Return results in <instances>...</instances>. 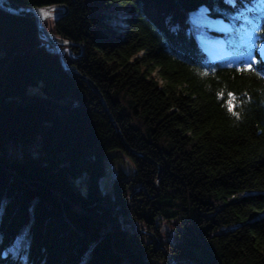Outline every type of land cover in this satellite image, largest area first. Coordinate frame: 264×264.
<instances>
[{"label":"trees","instance_id":"16d2710c","mask_svg":"<svg viewBox=\"0 0 264 264\" xmlns=\"http://www.w3.org/2000/svg\"><path fill=\"white\" fill-rule=\"evenodd\" d=\"M12 1L86 78L0 7V264H264V0Z\"/></svg>","mask_w":264,"mask_h":264},{"label":"rangeland","instance_id":"374dc122","mask_svg":"<svg viewBox=\"0 0 264 264\" xmlns=\"http://www.w3.org/2000/svg\"><path fill=\"white\" fill-rule=\"evenodd\" d=\"M57 11H61V8L58 7V8L51 9L48 12H46L42 18H40L42 24H44L47 29H49V27L51 26V24L53 22V19L56 16ZM197 20L199 22L203 23V24H206L207 26H211V27H215V28L227 29L229 27V25L226 22H224V21H222L220 19L211 17V16H209L206 13H203V12L200 13L197 16ZM219 20L225 23V25L223 27H221V26L216 24V22L219 21ZM42 34H43V32H42ZM51 37H53L54 40H56L57 42L61 43L60 45H61L63 53L66 52V53H69L72 56L75 55L74 53H72L69 50V48L67 47V42L65 40L56 37L53 33L51 34ZM45 38H46V36H45ZM199 40H200L202 46L204 47V49L211 56H214V57L218 56V57L224 58V57L228 56L229 53H230V50L228 49V47L225 44L226 40L223 37L202 36L201 35V36H199ZM51 46L53 47V45H51ZM213 49L217 50L218 55H215L214 53H212ZM259 49L261 51H264V41L260 43ZM27 91L28 92H34V91L41 92V88H39V87L37 88V87H34V86H28ZM121 166L126 171L131 169V165H130V162H129L128 159H126L124 162H122ZM111 174H112L111 165L109 163H107L105 165V172L100 177V184H101V187H102L103 190L107 189V187L109 185L108 183H109ZM80 188H81V190H85V187L83 185H81Z\"/></svg>","mask_w":264,"mask_h":264},{"label":"water","instance_id":"95a60500","mask_svg":"<svg viewBox=\"0 0 264 264\" xmlns=\"http://www.w3.org/2000/svg\"><path fill=\"white\" fill-rule=\"evenodd\" d=\"M0 7L2 9L8 10L10 12L13 13H17V14H25V13H30L33 14L37 23L38 28L40 29V31L43 32V34L46 36V38L48 39L49 43L51 45H53V49L54 51L59 55V58L61 60V63L63 65V67L67 70H69L70 72H72L73 74L80 76L82 78H86L85 76L81 75L78 72H75L74 70H72L67 63L64 60L63 57V52H62V48L59 42H57L56 40H54L53 37H51V30L47 29L45 27L44 24H42L40 18H42L44 16V14L46 12H48L51 9L54 8H58L61 7V5H44V6H21L15 2H13L12 0H0ZM66 10V7H64V12ZM63 11H57L56 15H59L61 13H63Z\"/></svg>","mask_w":264,"mask_h":264},{"label":"snow or ice","instance_id":"6c2138e0","mask_svg":"<svg viewBox=\"0 0 264 264\" xmlns=\"http://www.w3.org/2000/svg\"><path fill=\"white\" fill-rule=\"evenodd\" d=\"M248 68L249 69L252 68V64L251 63L248 64ZM220 95H223V94L221 93ZM228 95H229V97H232V94L231 93H229ZM227 103L229 104V111H232L233 108H232V105H231V100H229ZM233 114H236V113H233Z\"/></svg>","mask_w":264,"mask_h":264},{"label":"bare ground","instance_id":"6f19581e","mask_svg":"<svg viewBox=\"0 0 264 264\" xmlns=\"http://www.w3.org/2000/svg\"><path fill=\"white\" fill-rule=\"evenodd\" d=\"M216 24L219 25V26H221V27H223V26L225 25V23L222 22V21H220V20L217 21ZM212 53H214L215 55H218L217 50H214V49H213V50H212Z\"/></svg>","mask_w":264,"mask_h":264}]
</instances>
